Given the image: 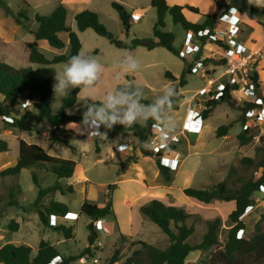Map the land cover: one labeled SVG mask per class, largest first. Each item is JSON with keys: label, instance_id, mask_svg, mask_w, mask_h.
I'll list each match as a JSON object with an SVG mask.
<instances>
[{"label": "rangeland", "instance_id": "1", "mask_svg": "<svg viewBox=\"0 0 264 264\" xmlns=\"http://www.w3.org/2000/svg\"><path fill=\"white\" fill-rule=\"evenodd\" d=\"M1 2L5 6L0 5V62L18 69L29 66L35 68L28 60V44L35 40L32 32L37 28L35 15H49L59 6H64L68 12L67 26L77 32L82 43L81 51L98 57L104 65L103 74L90 93L95 101H101L113 88L124 85L141 87L144 100H154L165 85H171L178 88L180 100L179 109L172 110L177 127L171 138L167 136L161 138L160 132L157 131V134L146 144H140L130 133L108 138L110 129L102 128L100 132L106 133V137L94 136L88 139L87 134H81L79 130L70 128L69 125L65 126L67 133L54 134L48 122H43L34 133L30 134L11 126L12 117L0 118V141L5 142L8 147V151L0 152V171L17 164L20 140L41 146L53 157L73 160L77 163L74 177L59 180L62 189L46 195L37 203L38 187L34 183L33 176L37 177L43 189L52 187L58 179L56 175L44 169L41 163L32 168L23 169L17 176H0V236H2L0 245L28 244L35 248L41 240H49L53 243L63 241L57 246L65 256L79 254L86 249L91 251L89 255L72 264H104L114 256L116 251H119L120 262H123L141 247L140 241L161 249L169 245L168 237L141 212L142 206L152 200H158L165 205L183 208L192 215L188 220V225L195 228L193 236L189 239L191 244L202 241L207 231L208 221L221 219L218 246H213L207 251L192 252L185 261V264H207L210 252L221 248L227 241L228 230L233 225L229 215L234 209V202L214 200L209 204H202L187 197L184 189L207 188L220 182H226L230 188H237L245 180L258 176L254 167L244 163L243 159L258 158L255 147L259 144V138L264 136L262 134L264 118L262 121H257L251 129L255 135V143L252 146L240 147L237 135L244 128L246 114L250 113L246 112V104L249 102L261 104L259 99H255L254 93L248 96V91L243 89L248 87L253 91L249 79L251 69L259 74L260 91L264 97V21L262 22L264 17L253 13L248 15L249 11L244 10L239 4H232L231 0H167L169 5L183 7L189 5L198 8L199 14L192 15L187 8L183 11L194 22H201L204 15L217 14L219 20L215 26V34L217 32L230 34V27L224 17L230 6L238 7L240 12L236 7L231 8L236 10L235 13L241 14L238 15L240 19L238 42L244 46L245 51L243 55L236 56L247 60L242 70L238 74L231 75L229 73L231 64L228 66V60L220 64L224 58L215 53L210 56V61L205 67H200L199 73L186 74L187 84L181 88L179 79L186 65L188 63L196 65L197 62L202 61L201 59H209L204 55L205 52L200 55L196 51L191 53L186 50L184 39L189 32H185L180 25H175L170 15L165 17L164 30L175 34L174 48L186 60L164 47H156L153 50L143 46L135 49H119L92 29L84 32L77 30L76 14L90 10L97 13L100 22L119 39H126L129 43L136 38L154 39L153 28L157 13L151 5V0H1ZM113 2L121 4L131 14V28L128 35L124 31L119 13L112 7ZM247 5L255 10L260 8L250 4L249 0ZM242 13L245 14L242 15ZM133 15L140 16V19L133 20L135 18ZM17 20L20 22L18 23ZM59 37L66 44L63 49H55L47 41L39 42V50L46 58L52 60L58 55L70 54L67 33H61ZM122 50L130 51L140 62V68L133 74L122 75L118 80L115 63L122 54ZM213 56L214 58H211ZM211 59L215 60L211 61ZM231 60L236 61L234 58ZM64 64L53 65V85L56 82L55 72L60 71ZM168 71L177 78V81L166 78L165 74ZM207 79H214L215 84L221 88L231 81H235L239 87L232 91V101L221 102L208 119L203 120L202 113L195 121H191V117L188 118V109L194 106V98L196 102L204 100L202 91L207 88ZM76 89H72L69 95L64 97H56L53 92L51 112L56 113L63 104L62 100L71 97ZM220 95L216 94L215 99H219ZM83 96L84 93L79 91L77 101L67 110L68 113L75 114L79 109L85 108ZM26 97V94L20 97L15 108L17 111L23 112L24 107H29ZM87 103L92 101L88 99ZM258 109L253 112L264 114V108ZM185 123L189 128L188 131L183 129ZM222 125L233 127L227 136L218 138L215 131ZM59 131L60 128L57 132ZM54 138H67L70 146L54 141ZM82 139H85L84 141L88 139V141L80 143L79 141L83 142ZM161 139L168 143L165 149H158ZM123 142L129 143L128 149L122 148ZM134 149L136 152L132 156L131 151ZM141 149L152 150L155 153L164 151L161 161L164 165L170 166L177 163V161L169 162L170 159L177 152L182 153L178 170L170 169L172 174L170 182H167L160 174L157 159L143 156ZM135 159H137L136 162ZM253 198L263 199L264 192L258 191ZM109 200L112 203L111 216L93 221L81 213L84 202L104 207ZM52 201L65 204L69 208V215L59 219L56 226L49 227L41 222L37 207L46 206ZM259 218L260 215L250 212L242 220L240 219L246 226L243 237L254 234V226ZM13 219L20 224L18 231H10L8 228V224ZM100 221L105 223L108 232L98 229ZM90 223H93L97 233L96 238L91 236L92 232L87 228ZM116 223H119L124 237L116 235L118 234ZM61 224L73 228L72 238L66 240L63 233L56 230V227Z\"/></svg>", "mask_w": 264, "mask_h": 264}, {"label": "trees", "instance_id": "2", "mask_svg": "<svg viewBox=\"0 0 264 264\" xmlns=\"http://www.w3.org/2000/svg\"><path fill=\"white\" fill-rule=\"evenodd\" d=\"M231 3L239 4L244 10L249 11L247 13L264 17V8L252 9L247 5V0H231ZM0 5H3L1 0ZM151 5L156 9L157 13V20L153 28L154 39L136 38L131 43L126 39H119L100 22L98 14L90 10H84L76 14L77 30L84 32L87 29H92L96 34L104 37L119 49H135L138 46H143L149 50H153L156 47H164L168 51L176 53L183 60L186 59L174 48L175 34L164 30L166 27L165 17L167 15L171 16L172 22L175 25H180L185 32L193 33L203 43H206L207 39L215 34V26L219 20L217 14L204 15V20L201 23H194L186 18L183 11L187 8L192 14H199V9L196 7L169 5L167 0H151ZM112 7L119 13L124 31L128 35L131 28V14L117 2H113ZM67 15V9L64 6H59L49 15H35L34 20L37 28L32 32L35 40L28 44V60L35 68L29 66L24 69H18L0 62V118L12 117L11 126L14 128L32 134L40 124L48 122L54 134L67 133L65 131L66 125L72 123L80 124L82 121V114L86 110V107L79 109L75 114L67 112L77 101V94L80 91L78 88L71 97L62 100L63 104L56 113H52L50 110L53 94V65L66 63L71 56L79 53L82 49V43L77 32L67 26ZM17 22L19 23L20 21L17 20ZM203 32L207 33L203 35ZM61 33H67L68 35L70 54L58 55L50 60L40 52L39 42L47 41L51 47L63 49L66 44L59 37ZM224 46L228 48L227 45ZM209 61L210 59L202 61L203 67ZM224 63H226V59L220 61V64ZM194 66V63L186 65L179 79V87L182 88L187 84L186 74H193L191 70ZM208 73L210 74L209 71ZM165 76L170 80L177 81V78L169 71L166 72ZM249 79L254 94L261 101V104L254 102L247 103L246 112H252L261 107L264 108V97L260 91L258 72L251 69ZM238 87V84L227 83L219 99L207 102V109L202 115L203 120L208 119L221 102H231V93L237 90ZM175 90L177 95L174 98L173 110H178L180 96L178 88H175ZM25 94L30 105L29 107H24L23 112H19L15 108L20 97ZM152 101L143 99L142 102L148 104ZM153 125H155V122L151 120L148 121L146 126L136 124L131 127H124L117 124L109 130L108 138H113L116 135L124 133H131L140 144H146L151 137L157 134ZM57 127L60 128L59 132L56 130ZM232 127L230 125H222L216 129L215 135L218 138L225 137L229 134ZM101 128L105 130L103 126ZM237 139L240 147L243 148L250 147L255 143L254 133L247 130H242L237 135ZM84 140L82 139V141ZM54 141L63 142L70 146L67 138H54ZM71 148L74 150L73 147ZM6 151H8L7 144L0 141V152ZM255 152L258 157L257 159L245 157L243 162L254 167L256 172H258V176L245 180L239 187L230 188L226 182H220L207 188L188 187L184 189V194L187 197L202 204H209L214 200L235 203V208L229 215L233 225L228 230L227 241L221 248H216L210 252L207 264H264V214L260 216L257 224L254 226L253 235L237 238L238 231L246 228L245 224L239 220V217L245 212L247 207L254 206L255 200L253 197L259 191L260 186L264 185V136L259 138V144L255 147ZM141 154L143 156L155 157L160 174L167 182L172 180L170 168L161 161L164 151L161 150L155 153L152 150L141 149ZM136 161L137 159H135ZM39 163L49 173L56 175L58 179L52 187L43 189L40 187L37 177L33 176L34 183L38 187L36 203L44 199L46 195L61 190L62 187L59 180L72 178L77 169L75 161L53 157L42 147L20 140L19 160L17 164L0 171V176H17L23 169L32 168ZM37 208L41 222L44 225H49V227H52L49 224L51 215L62 218L69 215V208L65 204L56 201H52L46 206L40 205ZM141 212L154 222L168 237L169 245L161 249L145 241H140L141 247L136 249L132 256L127 257L125 261L120 262L118 258L119 251H116L114 256L104 264H185L187 257L192 252L207 251L213 246H218V237L222 225L220 218L208 221L207 231L202 241L198 244H191L189 239L193 236L195 228L188 225V220L192 215L185 209L174 205H165L158 200H152L141 207ZM81 213L93 219V221L94 218L95 221L102 220L113 213L111 200L104 207L84 202L81 207ZM8 228L10 231H18L19 223L13 219L8 224ZM87 228L91 230V236L96 238L97 233L93 228V223H90ZM56 230L62 232L66 240L72 238V227H65L61 224L56 227ZM90 252V249H86L79 254L65 256L56 245L48 240H41L36 252L33 251L31 246L26 244L6 243L0 248V264H51L55 258L61 259L60 264H72L86 257Z\"/></svg>", "mask_w": 264, "mask_h": 264}, {"label": "clouds", "instance_id": "3", "mask_svg": "<svg viewBox=\"0 0 264 264\" xmlns=\"http://www.w3.org/2000/svg\"><path fill=\"white\" fill-rule=\"evenodd\" d=\"M250 4L264 8V0H249ZM117 79L124 74H133L140 68L138 59L128 50H122L115 63ZM104 71V65L99 58L81 51L71 56L63 68L55 72L53 92L56 97L68 96L72 89L78 88L84 96L86 110L82 114L80 124L72 123L70 128L77 129L81 134H87L88 139L98 136L106 137L100 132L101 126L111 129L119 124L131 127L139 124L146 126L151 120L160 128V136L171 138L177 127V121L172 115L174 98L177 92L171 85H165L156 98L148 104L143 103L144 92L139 86H117L106 93L100 102H96L90 93L95 89ZM90 99L92 103H87ZM79 141L86 143L88 141Z\"/></svg>", "mask_w": 264, "mask_h": 264}, {"label": "built area", "instance_id": "4", "mask_svg": "<svg viewBox=\"0 0 264 264\" xmlns=\"http://www.w3.org/2000/svg\"><path fill=\"white\" fill-rule=\"evenodd\" d=\"M231 10H232V8L227 10L225 12V15H224V17L226 18V23L230 27L229 28L230 34L226 35V33L220 32L221 33L220 34L219 32H217V34H214L210 38H208L206 43H203L193 33L189 32V33H187V35L184 39V46H185L186 50L188 52H191V53H194L196 51V53H200V55H202V53L205 52L206 54H204V55H206V57L208 59H210V56L212 54L218 53L220 56H223L224 59L228 60V66H229V64H231L230 65L231 67L229 69V73L231 75H235V74H238L242 70V67L245 66L247 63V60L244 57H237L236 56V55H241L245 51V48L241 43L238 42V39L240 37L239 30H238V24L240 23V19L238 17H236V18L233 17L231 15ZM133 18H134L133 20H139L140 16L133 15ZM206 33L207 32H203V35ZM224 45H227L228 48H226ZM211 58H214V56ZM233 58L236 61L231 60ZM201 60L205 61L206 59L205 60L201 59ZM211 60H215V59H211ZM202 61H199L196 63V65L191 70L192 73L197 74L200 72V67H203ZM206 83H207V88L204 89V91H202V94L204 96V100L196 102V99L194 98V100H195L194 106L189 110L188 118L191 117V121H195V119L199 118L202 115V113L207 109V102L215 99L216 94H218V95L222 94V90L224 87L221 88L219 85H216L214 79H207ZM229 84H235V81H231ZM243 89L248 91V93H247L248 96H250L251 93H252V95L254 93V91H252V89H250L248 87H244ZM254 96H255V94H254ZM255 99H257L256 96H255ZM246 115H247V116H245L246 121H245L244 128H243L244 131L247 130V131L251 132L252 127L254 125H256L255 123L257 121L258 122L262 121L264 118V114H262V112L254 113L252 111ZM153 128L156 131H159V132L161 131L160 128L156 124L153 125ZM183 129L185 131L189 130V128L187 127V123L183 124ZM262 134L264 135V129L263 128H262ZM172 139L175 140V138H172ZM161 141L162 142L158 145V149H165L168 146V143L164 142L163 139H161ZM122 148L128 149L129 144L128 143L122 144ZM170 161H172L174 163L177 161V163L174 166L169 165V168L171 170L178 169V166L180 163V154L177 153L174 156V158L170 159ZM259 191L264 192V185L260 186ZM250 212L256 213L257 215L261 216L262 214H264V208L263 207H257V206H255V204H254V206H249L245 209V212L239 217V220L240 219L242 220ZM50 217H51L49 220L50 226H56L57 217L54 215H51ZM98 229L102 230L104 232H108V229L106 228L105 223L101 222V221L98 222ZM243 233H244V229H240L238 231L237 238H242ZM60 263H61V259L55 258L51 264H60Z\"/></svg>", "mask_w": 264, "mask_h": 264}, {"label": "crops", "instance_id": "5", "mask_svg": "<svg viewBox=\"0 0 264 264\" xmlns=\"http://www.w3.org/2000/svg\"><path fill=\"white\" fill-rule=\"evenodd\" d=\"M231 7H236V6H230L228 9H230ZM237 8V10H238V12H240V10L238 9V7H236ZM235 9H232V11H231V15L233 16V17H238V15L240 16L241 14L240 13H235ZM191 13V12H190ZM192 14V13H191ZM245 13H242V15H244ZM193 15V14H192ZM186 16V15H185ZM186 18L188 19V20H190V21H192V22H194L191 18H188L187 16H186ZM203 20H204V18H203ZM202 20V21H203ZM201 21V22H202ZM249 22H251V20H248ZM264 20H262V22H263ZM201 22H194V23H201ZM190 108V107H189ZM191 109V108H190ZM190 109H188V111L190 110ZM187 111V112H188ZM68 125H70V124H68ZM131 134V133H130ZM133 136V135H132ZM25 141V140H24ZM28 143V142H27ZM124 143H128V142H123L122 144H124ZM29 144H33V143H29ZM51 144V143H50ZM122 144H121V146H122ZM129 144V143H128ZM37 145V144H36ZM39 146V145H38ZM41 147V146H40ZM45 150V149H44ZM132 153H131V155L133 156L134 154H135V149L133 150V151H131ZM114 153V152H113ZM178 153V152H177ZM176 153V154H177ZM179 154H180V157H181V152H179ZM172 158H174V157H172ZM169 162H171V161H169ZM168 167H169V164L167 165ZM178 170V169H177ZM176 170V171H177ZM74 177V176H73ZM72 177V178H73ZM72 178H70V179H72ZM254 199V198H253ZM255 200V206H257V207H263L264 208V198L263 199H261V200H258V199H254ZM234 208H235V203H234ZM234 210V209H233ZM232 210V211H233ZM57 217V221L59 220V219H63V218H61V217H59V216H56ZM20 225V224H19ZM116 225H117V231H118V234H116L117 236H123L124 237V233H122V231L120 230V225H119V223H116ZM1 239H2V236H0V241H1ZM115 239H116V237H115ZM49 241V240H48ZM51 242V241H50ZM40 243V242H39ZM52 244H54V245H60L61 243H63V241H57L56 243H53V242H51ZM5 244V243H4ZM4 244H1L0 245V248L4 245ZM17 245H19V244H17ZM26 245H28V244H26ZM39 245V244H38ZM29 246V245H28ZM58 247V246H57ZM33 248V250H35V252L37 251V248L38 247H32Z\"/></svg>", "mask_w": 264, "mask_h": 264}, {"label": "water", "instance_id": "6", "mask_svg": "<svg viewBox=\"0 0 264 264\" xmlns=\"http://www.w3.org/2000/svg\"><path fill=\"white\" fill-rule=\"evenodd\" d=\"M59 129V127H57V129L56 130H58ZM94 221H95V218H94Z\"/></svg>", "mask_w": 264, "mask_h": 264}, {"label": "bare ground", "instance_id": "7", "mask_svg": "<svg viewBox=\"0 0 264 264\" xmlns=\"http://www.w3.org/2000/svg\"><path fill=\"white\" fill-rule=\"evenodd\" d=\"M62 221V220H61Z\"/></svg>", "mask_w": 264, "mask_h": 264}]
</instances>
